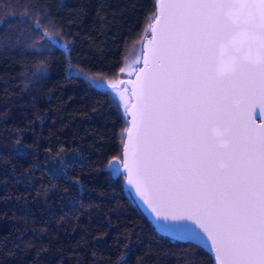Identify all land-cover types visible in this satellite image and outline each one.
I'll return each mask as SVG.
<instances>
[{
    "label": "trees",
    "instance_id": "16d2710c",
    "mask_svg": "<svg viewBox=\"0 0 264 264\" xmlns=\"http://www.w3.org/2000/svg\"><path fill=\"white\" fill-rule=\"evenodd\" d=\"M153 14L154 0H0V264H213L157 232L113 167L125 106L93 82L140 56Z\"/></svg>",
    "mask_w": 264,
    "mask_h": 264
},
{
    "label": "snow or ice",
    "instance_id": "6c2138e0",
    "mask_svg": "<svg viewBox=\"0 0 264 264\" xmlns=\"http://www.w3.org/2000/svg\"><path fill=\"white\" fill-rule=\"evenodd\" d=\"M153 18L152 67L145 57L133 86L129 183L150 195L162 231L210 240L218 264H264V124L253 119L264 114V0H162ZM240 31L257 52L225 67L218 53Z\"/></svg>",
    "mask_w": 264,
    "mask_h": 264
},
{
    "label": "water",
    "instance_id": "95a60500",
    "mask_svg": "<svg viewBox=\"0 0 264 264\" xmlns=\"http://www.w3.org/2000/svg\"><path fill=\"white\" fill-rule=\"evenodd\" d=\"M161 4H162V0H154L155 15H159ZM155 24L156 21L152 16L148 25V33L144 36L140 44L141 52H140L138 64L136 65L134 71L130 76H127L121 80L127 87L129 100L124 111L126 115V126L124 129V136L121 143L120 160L118 163L115 164V166H118L119 172L123 174V179L121 182L122 188L128 191V193L134 200L136 206L150 221L153 228L161 234L176 239L173 237L171 233L162 231L160 229L159 224L162 221L157 220L158 214L156 212H153L152 209L149 208L148 205L144 202V199L151 198L150 195L148 193H144V197L143 198L141 197V193L138 192L136 189L135 181H133V183L131 184L129 183L128 171L124 166L126 161L129 163V165L132 162V140L129 136L128 130L133 128L132 112L135 110L134 106L137 103V97L134 95L133 86L137 84L138 80L143 79L144 70H145V63H144L145 57H147L149 60L148 68L150 69L152 67L151 53H152L153 44H152L151 29ZM257 48H258V39L253 38L250 34L244 31H240L238 33L233 34L230 37L228 44L226 46V50L222 53H218V59L223 64V66L228 67L231 64V60L233 56L244 58L247 57L249 54L255 55L257 52ZM228 49H231V51H228ZM253 119L257 126L264 124V114H262L259 119H256L255 116H253ZM164 214L165 213L163 210H161L159 213L160 216H163ZM169 222L171 223L172 221ZM185 222L191 223V221H185ZM198 230L202 231L200 229ZM202 234L204 235L205 240H207V234L206 233H202ZM210 245H211V241L209 240L207 245H201V247L204 249L206 253L210 255L213 264H218V261L215 260V250L210 249Z\"/></svg>",
    "mask_w": 264,
    "mask_h": 264
},
{
    "label": "rangeland",
    "instance_id": "374dc122",
    "mask_svg": "<svg viewBox=\"0 0 264 264\" xmlns=\"http://www.w3.org/2000/svg\"><path fill=\"white\" fill-rule=\"evenodd\" d=\"M138 61H139V56L137 52H135L134 55H126L123 59V64L117 76L112 80L104 81L105 86L109 87V89L114 93V95L121 101V105L125 107L128 103L129 96L127 93V87L123 86L125 84L121 80L132 74L134 68L138 64ZM113 84H115L117 87L112 88Z\"/></svg>",
    "mask_w": 264,
    "mask_h": 264
}]
</instances>
